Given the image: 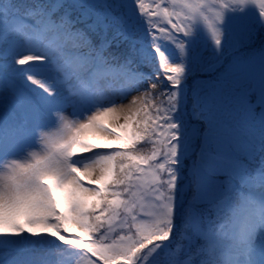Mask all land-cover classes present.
<instances>
[{
    "label": "snow or ice",
    "instance_id": "6c2138e0",
    "mask_svg": "<svg viewBox=\"0 0 264 264\" xmlns=\"http://www.w3.org/2000/svg\"><path fill=\"white\" fill-rule=\"evenodd\" d=\"M152 4L0 0V264H264V0Z\"/></svg>",
    "mask_w": 264,
    "mask_h": 264
},
{
    "label": "rangeland",
    "instance_id": "374dc122",
    "mask_svg": "<svg viewBox=\"0 0 264 264\" xmlns=\"http://www.w3.org/2000/svg\"><path fill=\"white\" fill-rule=\"evenodd\" d=\"M145 2H146V4L147 5H149L150 7L151 6H153V4H152V0H145ZM256 7H257V9H258V5H256ZM177 10H179V9H177ZM209 34H210V30H209ZM206 55H210V49H209V51L206 53ZM126 85L128 84L129 86H130V84H132V83H125ZM118 86H120V85H118ZM138 85H132V88H134V87H137ZM131 87V86H130ZM131 88V89H132ZM130 89V90H131ZM130 90H126V92L127 91H130ZM120 92V91H119ZM121 94H123V93H125L124 92V90H122L121 92H120ZM44 131H48V132H51V133H57L58 131H59V127H58V125H53L52 127H50V128H47V129H45ZM42 149H41V142H40V140L39 139H37V141H36V147H34V148H32V149H29V151H36V152H39V151H41ZM79 155V154H78ZM146 203H145V208L143 209L144 211H147V210H149L148 209V204H150L151 203V201L149 200V199H146ZM72 234L73 235H79L80 234V232L79 231H77L74 227H73V229H72ZM44 249H47V251H51L50 252V255H49V257H51V258H49V261H50V264H76V261L79 259V257H77L74 253H72L71 252V254H68L67 256H63L64 254H66L65 252H64V249H54V248H51V247H49V246H44L43 247ZM122 260L123 261V258L121 257V258H117V260ZM48 260V259H47ZM117 260L116 261H114L113 262V264L114 263H116L117 262Z\"/></svg>",
    "mask_w": 264,
    "mask_h": 264
},
{
    "label": "trees",
    "instance_id": "16d2710c",
    "mask_svg": "<svg viewBox=\"0 0 264 264\" xmlns=\"http://www.w3.org/2000/svg\"><path fill=\"white\" fill-rule=\"evenodd\" d=\"M132 85H134V83H132V84H130V86L132 87ZM128 84L126 85L125 83L123 84V85H120V86H117V88H118V91H122L124 88H131ZM147 201L146 200H144V204L146 203ZM139 211V210H138ZM224 243H227V240L225 239V241H224ZM61 247H63V246H61ZM73 248L75 247L74 245L72 246ZM65 250H67V251H72V249L71 248H65ZM98 259V258H97ZM114 264H124V260L122 261V260H117V262L116 263H114Z\"/></svg>",
    "mask_w": 264,
    "mask_h": 264
}]
</instances>
